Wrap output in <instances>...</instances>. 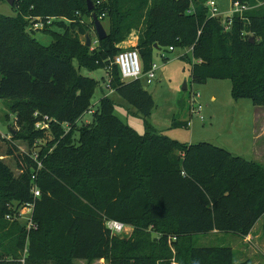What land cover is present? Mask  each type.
I'll return each instance as SVG.
<instances>
[{"label":"trees","instance_id":"obj_1","mask_svg":"<svg viewBox=\"0 0 264 264\" xmlns=\"http://www.w3.org/2000/svg\"><path fill=\"white\" fill-rule=\"evenodd\" d=\"M233 1L249 9L234 16L231 30L208 15L207 0H93V11L87 0H39L13 16L0 14V99L28 100L33 137L49 145L38 158L10 152L22 160L18 176L0 159V221L32 205L38 225L28 230L27 223L12 220L9 232V223L3 226L0 264H169L170 241L178 264H235L231 247L188 243L213 231L252 232L264 216L262 165L207 141L179 142L148 121L139 134L115 115L106 95L93 109L98 81L79 73L73 60L107 69L111 89L147 118L153 95L142 78L124 81L115 62L120 45L137 33L144 71L156 50L191 48L195 82L230 79L235 99L264 106V14L258 10L264 0ZM94 12L108 36L97 38L99 46L88 54ZM53 14L71 24L61 22L64 32H47L48 46L34 42L28 17ZM12 32L20 33L16 46ZM251 34L261 42H252ZM86 112L93 119L77 131ZM45 117L49 128H37ZM188 125L173 119V126ZM108 220L133 226L132 234H113Z\"/></svg>","mask_w":264,"mask_h":264},{"label":"rangeland","instance_id":"obj_2","mask_svg":"<svg viewBox=\"0 0 264 264\" xmlns=\"http://www.w3.org/2000/svg\"><path fill=\"white\" fill-rule=\"evenodd\" d=\"M37 1L39 0H16L17 8H13L15 5L11 6L6 0L0 1V14L13 16L16 14L15 9L30 7ZM218 3L223 14L217 19L224 25L225 29L231 30L233 19L228 11L233 7L232 0H218ZM259 7L260 13L264 14V3H260ZM249 12H256V8L250 9ZM37 18L35 15L28 17L27 34L31 33L34 42L46 46L52 42V37L47 32L52 30L64 32V29L60 27L61 22L71 24L68 19L57 14H53L47 20L43 17ZM36 21L43 23V26L38 30L33 28ZM19 34L17 32L11 33V43L14 46L17 45ZM251 36L254 42H261L259 36L252 34ZM27 39H30L29 36ZM81 39L84 38L81 37ZM93 40L94 43L88 54H93L99 46L96 34ZM129 40L120 45V51L137 48V43L131 38ZM27 44L25 42L23 45L27 46ZM142 58V61L147 64V59L143 56ZM73 60L79 73L96 78L98 81V88L92 99V108L96 109L101 98L104 95L108 96L115 103V115L139 134L145 132L146 121H148L156 130L179 142L191 144L207 141L224 147L235 155L251 160V148L254 145L253 123L256 116L258 132L260 133L257 146L260 149L261 146H264V106H255L246 98L235 99L232 95V80L230 79L210 78L204 83L195 82L191 73L192 64L195 62L191 48L178 47L175 51L162 49L153 53L152 64L157 65L156 78L151 84H148L146 76L143 75L142 77L144 87L151 92L155 100L154 109L147 118L139 115L132 104L111 89L107 69L99 68L98 64L92 63L91 60L83 63V65L77 59L73 58ZM185 84L187 89L184 88ZM192 93H199L201 112H192ZM27 102L28 100L0 99V131L3 132L0 136V159L17 176L20 174L19 166L22 160L20 161L15 154L25 153L38 158L39 152L49 148L44 138L33 137V123ZM174 118L189 122V125L173 126ZM92 119V113L86 112L78 121L77 131L81 132L87 128ZM10 152L15 154H10ZM261 165L264 168V164ZM260 169L264 173V169ZM29 218V208H21V215H13L8 220L6 217L0 221V234L3 233V226L7 223L9 225L5 230L7 232L12 231L10 227L12 220H19L26 224ZM151 228L153 229L152 226L149 229ZM118 236H126L125 231ZM188 245L228 246L234 251L233 260L235 264H264V216L247 236L232 232L213 231L191 236ZM169 246H173L170 247L172 257L167 262L178 264L179 259L175 258L174 243L170 241ZM23 253L26 254V249L23 250ZM76 264H87V262L77 260Z\"/></svg>","mask_w":264,"mask_h":264},{"label":"built area","instance_id":"obj_3","mask_svg":"<svg viewBox=\"0 0 264 264\" xmlns=\"http://www.w3.org/2000/svg\"><path fill=\"white\" fill-rule=\"evenodd\" d=\"M206 5L209 9L208 15L210 17H219L223 14L219 7L218 0H207ZM232 6H233L232 9L228 11L229 14L232 16V19L236 14L243 15V13L249 9L248 5L241 4L239 1L232 0ZM37 19H41V17H38ZM42 26L43 23L41 21H36L35 24L33 25V28L35 30H38ZM170 50H174V48L170 47ZM115 62L119 66L121 76L124 81L140 79L143 77V75H145L146 82L148 84H151L153 80L156 78L157 65L152 64L149 70L144 71V64L142 61V57L137 48L121 51L117 55ZM191 95H192V103H191L192 112H201L202 106L201 103H199V93H192ZM35 116L36 117L38 116L37 112L35 113ZM47 120H49V118L45 117V120L36 122V127L48 128L49 124L47 123ZM34 195L35 197H39L41 195L40 189L38 187L34 188ZM24 208H29L30 210V218L27 221L28 230L37 229L38 225L32 219V212H33L32 205L26 206ZM19 214L21 215V211L16 215ZM11 216L12 215H8L7 218L11 219ZM107 226L113 234H120L126 231V224L118 220H108Z\"/></svg>","mask_w":264,"mask_h":264},{"label":"crops","instance_id":"obj_4","mask_svg":"<svg viewBox=\"0 0 264 264\" xmlns=\"http://www.w3.org/2000/svg\"><path fill=\"white\" fill-rule=\"evenodd\" d=\"M87 20H89V19H87ZM91 36H92V44H93L94 43L93 38L95 36V33L94 32H91ZM130 38L132 40H134L135 43H137V41H138V35H137V33H133ZM128 40H126V41H128ZM126 41H124V42H126ZM129 41H131V40H129ZM253 124H254V133H253V142H254V145H253V148H251V156H252V159L250 161H253V162H256V163H259V164H262V163L264 164V146H261V149L257 146V142H258V139L260 137L259 136L260 133L258 132V122H257L256 116L254 117V123ZM0 133L3 134V132H1V131H0ZM260 219H259V221H260ZM258 222L256 223V225L258 224ZM256 225L254 226V228L252 229V231L255 229ZM132 232H133V226L126 224L125 235L126 236H130L132 234ZM216 232H218V231H216ZM76 263H77V261H76ZM93 264H107V263L105 262L104 259H101V260L95 261Z\"/></svg>","mask_w":264,"mask_h":264},{"label":"water","instance_id":"obj_5","mask_svg":"<svg viewBox=\"0 0 264 264\" xmlns=\"http://www.w3.org/2000/svg\"><path fill=\"white\" fill-rule=\"evenodd\" d=\"M11 6H14L16 3V0H6ZM88 9L90 11H93L95 9V4L93 0H87ZM92 20L94 22L95 32L97 34L98 40H103L108 36L107 30L101 20V18L94 12L92 14ZM252 42H254V39H252ZM85 45L88 47L92 46V36L91 33L88 32L86 34V42ZM157 48V45L155 46ZM185 89H187V85L184 86Z\"/></svg>","mask_w":264,"mask_h":264}]
</instances>
